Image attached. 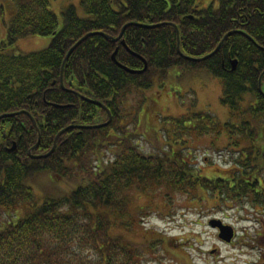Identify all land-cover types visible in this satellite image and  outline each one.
Masks as SVG:
<instances>
[{"label":"trees","instance_id":"16d2710c","mask_svg":"<svg viewBox=\"0 0 264 264\" xmlns=\"http://www.w3.org/2000/svg\"><path fill=\"white\" fill-rule=\"evenodd\" d=\"M9 1L15 13L0 43V214L9 217L0 221V264H142L168 253V238L148 233L134 217L133 210L149 209L133 208L132 194L152 200V190L166 191L165 206L173 195L200 204L226 192L264 213V0H218L199 12L195 0H80L84 16L67 6L61 26L53 0ZM28 36L50 37L49 46L6 53ZM116 49V63L141 71L143 59L146 70L126 72L111 58ZM175 68L219 79L229 119L182 115L164 131L168 150L144 153L122 126V108L131 89L151 90ZM108 114L111 121L95 127ZM176 133L212 140L225 134L226 149L236 154L233 173L198 174ZM104 150L112 160H102ZM42 173L78 186L40 201L30 184ZM140 226L141 242L126 238Z\"/></svg>","mask_w":264,"mask_h":264},{"label":"rangeland","instance_id":"374dc122","mask_svg":"<svg viewBox=\"0 0 264 264\" xmlns=\"http://www.w3.org/2000/svg\"><path fill=\"white\" fill-rule=\"evenodd\" d=\"M217 1L214 0L215 3ZM70 5L76 7L79 16H84L80 0H53L50 4L60 26L63 23L61 12ZM14 13L15 8L9 0H0V43L5 39ZM49 43L50 37L28 36L18 40L6 53L21 55L39 52L46 49ZM220 97L221 81L207 71L175 68L170 71L165 82L151 90L139 92L131 89L122 108V126L142 152L160 153L161 150H168V137L164 131H173V119L204 112L221 124L228 121L229 111L220 103ZM194 136L184 139L176 133L175 138L179 142H187L185 147L188 150H183V153L192 159L198 174L213 178L233 173L232 158L236 154L226 149L225 134L217 140ZM102 160H112V154L104 150ZM260 176L264 180V171ZM30 185L35 197L41 201L45 196L57 198L68 194L78 186V182L55 180L50 174L42 173ZM152 191L155 193L152 194L155 196L152 200L132 194L133 208L148 205L149 209L133 210L134 217L143 222L148 233L168 238V253L157 254L156 258L143 261L142 264H264V213L255 212L249 199L244 202L229 200L224 192L223 195L218 193L216 199L205 195V201L197 204L189 203L185 197L173 195L170 205L165 206L167 200L161 197L166 191ZM19 217L9 222L15 223ZM212 219L223 220L225 225L234 228L236 236L233 245L223 244L216 232L212 231L207 224ZM7 220L9 217L1 213L0 221ZM142 229L140 226L126 238L141 242ZM179 243L183 244L181 250L175 249Z\"/></svg>","mask_w":264,"mask_h":264},{"label":"water","instance_id":"95a60500","mask_svg":"<svg viewBox=\"0 0 264 264\" xmlns=\"http://www.w3.org/2000/svg\"><path fill=\"white\" fill-rule=\"evenodd\" d=\"M188 18H192V16H188ZM127 25H129V24H127ZM127 25H125L123 28H122V30H121V32H120V34H119V36L117 37V38H115V39H113V41H118L120 38H121V36H122V33H123V30L125 29V27L127 26ZM175 28H176V26H175ZM232 32H229V33H227L225 36H224V38L225 37H227V36H229L230 34H231ZM90 35H92V34H87V35H85L84 37H82L81 39H79L70 49H69V51L67 52V54H66V56H65V58H64V61H63V63H62V66L64 65V63H65V61H66V59L69 57V55L73 52V50L84 40V39H86L88 36H90ZM105 37L107 38L108 36L107 35H105ZM121 45L128 51V49L126 48V46H125V44H124V41L123 40H121ZM219 47H220V44L217 46V48L214 50V52H212L210 55H208V56H206V57H204V58H201L200 60H198V61H202V60H205L206 58H208V57H210V56H212L218 49H219ZM116 52H117V49L114 51V53L112 54V60H113V62H115L116 63V61H115V54H116ZM128 52H130V51H128ZM131 54H133V53H131ZM142 61H143V64H144V68H143V70H141V71H133V70H129V69H127V68H125V67H123V66H121V65H119L118 63H116L118 66H120L121 68H123L126 72H128V73H131V74H140V73H143L145 70H146V67H147V65H146V62L143 60V59H141ZM231 65H232V71L235 69V65H236V61H233L232 63H231ZM60 83L62 84V78H60ZM54 84V83H53ZM94 103V102H93ZM94 104H96V105H98V106H100V104L99 103H94ZM108 121L106 122V123H104V124H101V125H98V126H95V127H101V126H106L110 121H111V116L108 114ZM3 117H5V116H0V119L1 118H3ZM67 130V128L66 129H64V130H62L61 132H59L58 134H57V136L55 137V139H54V144H53V147H52V149L47 153V154H45V155H43V156H41V157H46V156H48L49 154H51L52 153V151L54 150V147H55V144H56V140H57V138L64 132V131H66ZM38 140H39V135H38ZM37 145V144H36ZM35 145V146H36ZM12 149H14V146L12 147ZM33 158H40V156H36V157H33ZM209 225H210V227L211 228H213V229H218V231H219V233H218V238L222 241V242H225V243H227V244H229L231 241H232V239H233V236H234V231H233V228L231 227V226H229V225H225V224H223L220 220H216V219H212V220H210V222H209Z\"/></svg>","mask_w":264,"mask_h":264},{"label":"flooded vegetation","instance_id":"af4514ba","mask_svg":"<svg viewBox=\"0 0 264 264\" xmlns=\"http://www.w3.org/2000/svg\"><path fill=\"white\" fill-rule=\"evenodd\" d=\"M195 2V9H194V12H199V11H201V10H203V9H207V7H209V6H211V5H215L216 3L214 2V0H195L194 1ZM215 3V4H214ZM209 222H210V220L208 221V226L210 227V225H209ZM222 222L224 223V224H226L223 220H222ZM211 228V227H210ZM212 229V231H214V232H216V234H217V237H218V233H219V231H218V229H213V228H211ZM233 231H234V236H233V239H232V241L229 243V244H225V245H233V240L235 239V236H236V232H235V230H234V228H233ZM187 241V240H186ZM223 244H224V242H222ZM178 249V250H181V249H183V244H181V243H179V244H176L175 245V249ZM214 253H218V252H214Z\"/></svg>","mask_w":264,"mask_h":264}]
</instances>
